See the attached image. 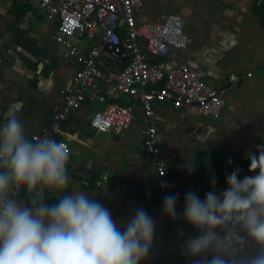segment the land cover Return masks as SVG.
I'll use <instances>...</instances> for the list:
<instances>
[{"label": "crops", "instance_id": "obj_1", "mask_svg": "<svg viewBox=\"0 0 264 264\" xmlns=\"http://www.w3.org/2000/svg\"><path fill=\"white\" fill-rule=\"evenodd\" d=\"M13 6L14 0H0V123L8 108L14 107L25 122L27 136L37 132L52 109L61 105V92L68 87L76 66L58 54L52 22L31 7H25L22 15ZM254 7L252 0H147L136 16L141 23L160 22L169 13L183 20L190 44L184 50H171L165 59L169 67L198 68L213 87L223 86L233 72L251 73L226 95L217 119L180 117L161 105L154 106L162 155L181 175L182 190L194 191L201 199L212 190L213 179L219 193L228 187L226 176L236 168L241 170L239 179L251 173L249 164L243 163L214 170L203 158L198 160L199 153L248 159L246 152L255 153L256 146L264 144V8L258 17ZM97 108L84 104L64 123L62 138L70 147L66 191H83L99 200L121 225L136 209H145L155 221V235L142 264L157 260L181 263L176 246L166 237L173 219L162 205L138 195L116 193L107 186H81V180L103 175L112 183L144 186L154 174L153 163L142 149L140 110L128 130L113 134L96 133L89 127V117ZM60 195L52 193L53 198L46 201L55 203ZM184 205L185 200L176 209L180 219Z\"/></svg>", "mask_w": 264, "mask_h": 264}, {"label": "clouds", "instance_id": "obj_2", "mask_svg": "<svg viewBox=\"0 0 264 264\" xmlns=\"http://www.w3.org/2000/svg\"><path fill=\"white\" fill-rule=\"evenodd\" d=\"M69 156L53 138L29 139L14 107L3 114L0 264H142L152 249L154 219L138 208L121 225L99 200L83 191L68 193ZM246 156L251 175L239 179L236 168L219 193L215 179L203 199L185 193L182 218L198 233L182 245L190 264H264V145ZM52 193L61 195L46 203ZM177 200L169 194L163 201L172 219Z\"/></svg>", "mask_w": 264, "mask_h": 264}, {"label": "built area", "instance_id": "obj_3", "mask_svg": "<svg viewBox=\"0 0 264 264\" xmlns=\"http://www.w3.org/2000/svg\"><path fill=\"white\" fill-rule=\"evenodd\" d=\"M264 6V0H252ZM31 7L55 26L52 40L58 54L76 66L68 87L61 92L62 103L52 109L47 121L31 140L53 138L70 147L62 138L63 126L71 113L84 104L98 108L90 115L89 127L96 133L121 134L128 130L140 110L139 132L145 156L153 163L150 184L112 183L106 175L83 179L84 188L110 187L119 194L138 195L163 206L165 196L177 195L176 209L185 200L180 176L161 153V136L153 119L155 105L180 117L217 119L226 95L251 73L233 72L220 87L210 86L205 73L189 66L169 67L165 59L171 50L190 44L183 20L167 14L160 22L137 21L147 0H17ZM264 145V144H261ZM22 192L18 199L22 197ZM197 231L184 219L172 220L166 237L176 246L182 264H190L182 245Z\"/></svg>", "mask_w": 264, "mask_h": 264}, {"label": "trees", "instance_id": "obj_4", "mask_svg": "<svg viewBox=\"0 0 264 264\" xmlns=\"http://www.w3.org/2000/svg\"><path fill=\"white\" fill-rule=\"evenodd\" d=\"M16 10L20 11V13L23 15L24 13V9H26L25 7H22L21 5H19V3L17 2V0H14V6ZM264 8V6L262 7H254V11L256 13V15L258 17H261L262 15V9ZM200 158H203L204 160V164L208 165L209 167H211L212 169L214 170H217L219 168H222V167H226V168H229V167H233L235 165H238L240 163H243V164H249V160L248 159H245L243 157H240V156H229V155H210V154H202V153H199L198 154V160ZM207 159V160H206ZM232 161V163H229V161ZM221 166V167H220ZM172 171L173 168L171 169ZM181 176V175H179ZM180 179V178H179ZM181 182H182V179H180V185H181ZM181 190H182V185L180 186ZM46 203H49L51 204L49 201H46ZM155 264H163L162 262H158V260L155 262ZM169 264V263H168ZM173 264H181L179 261L176 262V263H173Z\"/></svg>", "mask_w": 264, "mask_h": 264}, {"label": "rangeland", "instance_id": "obj_5", "mask_svg": "<svg viewBox=\"0 0 264 264\" xmlns=\"http://www.w3.org/2000/svg\"><path fill=\"white\" fill-rule=\"evenodd\" d=\"M89 189V188H88Z\"/></svg>", "mask_w": 264, "mask_h": 264}]
</instances>
